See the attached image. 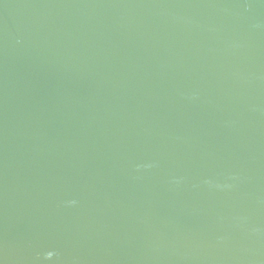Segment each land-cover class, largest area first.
Listing matches in <instances>:
<instances>
[{"label":"water","instance_id":"obj_1","mask_svg":"<svg viewBox=\"0 0 264 264\" xmlns=\"http://www.w3.org/2000/svg\"><path fill=\"white\" fill-rule=\"evenodd\" d=\"M0 264H264V0H0Z\"/></svg>","mask_w":264,"mask_h":264}]
</instances>
